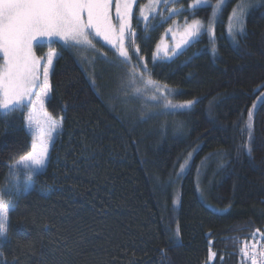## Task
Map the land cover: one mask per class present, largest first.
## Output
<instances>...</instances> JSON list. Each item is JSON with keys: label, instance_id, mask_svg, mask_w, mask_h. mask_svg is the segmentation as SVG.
I'll use <instances>...</instances> for the list:
<instances>
[{"label": "trees", "instance_id": "trees-1", "mask_svg": "<svg viewBox=\"0 0 264 264\" xmlns=\"http://www.w3.org/2000/svg\"><path fill=\"white\" fill-rule=\"evenodd\" d=\"M193 1L180 0L183 20L191 21ZM239 1L227 0L212 39L205 34L168 61H149L174 103L197 101L153 123L111 109L62 44L34 43L37 55L60 54L45 107L62 128L34 189L11 200L4 264H205L210 250L211 264H251L241 249L264 237V107L254 115L251 158L237 153L247 140L237 125L264 91V0L248 8L232 44L226 30ZM210 15L204 7L195 18L206 23ZM153 38H144L148 57ZM23 120L19 112L0 119V192L12 158L31 148Z\"/></svg>", "mask_w": 264, "mask_h": 264}, {"label": "snow or ice", "instance_id": "snow-or-ice-1", "mask_svg": "<svg viewBox=\"0 0 264 264\" xmlns=\"http://www.w3.org/2000/svg\"><path fill=\"white\" fill-rule=\"evenodd\" d=\"M115 4V22L112 15ZM137 0H0V119L9 117L14 113H21L26 122L27 129L32 137L31 149L19 158H12L8 165L7 182L10 187L0 195V241L7 239L8 217L12 210L10 200L4 196L19 194L20 181L18 177L26 178L25 192L35 187L34 177L44 174L49 162V148L54 143V134H59L62 120L54 118L46 109V103L51 100L50 71L53 61L60 58L58 52L49 51L44 57H38L33 45L35 42L47 38L49 44L53 38L58 37L64 41L63 50H76L95 48L94 37L102 39L114 49V55L127 71L124 85L130 89L137 98L149 96L151 101L157 103L152 107L161 106L167 109L169 115L190 111L197 103L187 100L182 103L173 102V93L166 84L161 85L152 79L151 72L143 57L139 56V48L135 47L136 62L130 55V48L135 45L136 34L131 29L133 6ZM180 0H148V4L140 8V15L144 21L159 18L167 22L173 16L184 15L185 10L174 7ZM227 0H217L213 5L211 0H194L189 5L193 9L188 19L177 30L172 28L176 41L172 55L178 56L199 41L205 34L214 35V25L222 15ZM162 6L169 11L168 16L156 13V8ZM204 7H211V15L207 22L196 19V11ZM245 5H238L229 17V34L235 39L237 34L243 35L244 21L241 18ZM239 11L240 15H237ZM139 22V21H138ZM146 30L148 26L146 24ZM151 30H155L153 27ZM126 40L128 44L126 45ZM43 47V44H40ZM213 52L216 49L213 47ZM164 56H169V49L164 47ZM159 52L153 55V64L159 59ZM44 61L42 64L41 61ZM259 107H264V91L253 103L247 112L243 127L239 128L241 136H247L242 146L237 148L238 155L243 151L249 158L253 154L254 115ZM25 109L27 112L25 113ZM185 163H188L186 160ZM184 165H181L183 170ZM15 181V182H13ZM15 189V192L13 191ZM179 232L177 231V236ZM242 254L251 260V264H264V244H245Z\"/></svg>", "mask_w": 264, "mask_h": 264}, {"label": "rangeland", "instance_id": "rangeland-1", "mask_svg": "<svg viewBox=\"0 0 264 264\" xmlns=\"http://www.w3.org/2000/svg\"><path fill=\"white\" fill-rule=\"evenodd\" d=\"M194 2V1H193ZM244 4L245 7L243 9V15L242 19L244 21V18L246 14L249 11V7H252L253 5H257L260 3L259 0H246L245 2H242L240 0L234 7V9H237L238 5ZM148 4V0H137V3L133 6V16L131 20V29L132 31L136 34L135 38V45L130 48V55L133 57V61L136 62L137 56L135 53V47L138 46L139 48V56H145V39H150L151 36H153L155 39L154 43L151 47V53L149 57L146 55L145 58H143L142 63H146L149 65L150 62H153V55L154 53L159 52V59L158 60H163V61H168L175 56L172 55V50L175 48V43L176 41L173 39V33L168 32L169 28H172L174 31L177 30V27L180 26L182 27L185 23V20H183L180 16H173L171 19H169L167 22H162L159 18L153 20L152 13H149V20L144 21L143 16L140 15V8L143 7L144 5ZM180 3H177L174 5V7L180 9H185L183 6L179 5ZM192 4V3H191ZM233 9V10H234ZM233 10L231 12V15L233 13ZM170 10L164 9L162 6H158L156 8V13H162L164 16L169 15ZM112 15L114 18L115 22V4L113 3V8H112ZM230 15V16H231ZM237 15H240L239 11L237 12ZM139 21V22H138ZM191 22V21H190ZM146 24L148 26V30H146ZM153 27H155V30H151ZM229 21H228V26L226 30V36L227 39L230 43L234 44L236 42V37L233 39V37L229 34ZM210 39L213 38L214 35L211 34H206ZM54 42H58L64 46V41L60 40L58 37L53 38ZM39 45L40 44H49L47 38L42 39L41 41H38ZM94 43H95V48H89V49H84L82 51L77 52L76 50H70L73 52L74 55H76L77 59L79 62L82 64L84 69L87 70L89 79L95 88V90L98 93H101L104 95L106 98L109 107L111 109L117 110L118 107L120 106L123 108L126 112H128L130 115H135L138 119V121L141 122H150L153 123L155 119L161 120L162 118L167 119L166 116H169L167 113V109L163 107V103L161 102V106L159 107H152L151 105L157 103L156 101H151L149 99V96L151 95V92H149V96H144L137 98V96L126 86L124 85V81L127 78V69L119 64V61L116 59V56L114 55V49L111 48L110 45L106 44L102 39L98 37H94ZM99 43L101 46L106 47L110 51H112L114 59L109 57L108 55L102 53L98 49V44ZM128 44V41L126 40V45ZM98 46V47H97ZM164 47H167L169 49V56L165 57L163 49ZM188 46H185L187 48ZM49 51L43 53L42 55H37L38 57H44L45 54H47ZM55 52V51H53ZM184 52V51H183ZM55 60V59H54ZM150 61V62H149ZM41 63L43 64L44 61L42 60ZM54 63V61H53ZM102 71L107 72L108 74H103V79L100 78V75L103 73ZM51 72V71H50ZM104 81V83H108L109 87L102 88L100 87L101 85L99 81ZM161 84V83H160ZM162 85V84H161ZM172 91V90H171ZM27 112V109H25V113ZM151 119V120H150ZM59 120V119H58ZM150 120V121H149ZM24 122V129L26 133L30 137V141L32 144V137L27 129L25 118L23 120ZM168 122V121H167ZM172 127L173 121H169V123ZM58 133H60L61 128L57 130ZM54 137H57V134H54ZM54 138V140H55ZM30 144V145H31ZM52 145H50L49 152L51 150ZM31 149V148H30ZM187 163L184 164L183 169L186 168ZM35 178V177H34ZM18 180L20 181V191H24V188L26 187V178L23 175H20L18 177ZM35 180V179H34ZM15 182V181H13ZM10 187V184H8V189ZM5 189V190H6ZM4 190V191H5ZM3 192H0V195H3ZM15 192V189L13 190ZM13 196H4V199L6 200H12ZM6 240L0 241V247L5 243ZM257 251H259V246L261 244H264V237H257ZM252 245V244H251ZM214 253L210 250L208 253V258L205 264H211L214 261ZM251 263V260H250ZM0 264H4L1 258L0 254ZM259 264V261H258Z\"/></svg>", "mask_w": 264, "mask_h": 264}]
</instances>
